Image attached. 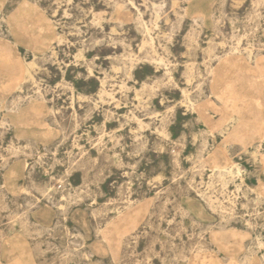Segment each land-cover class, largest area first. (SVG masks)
<instances>
[{"label": "rangeland", "instance_id": "obj_1", "mask_svg": "<svg viewBox=\"0 0 264 264\" xmlns=\"http://www.w3.org/2000/svg\"><path fill=\"white\" fill-rule=\"evenodd\" d=\"M0 55V264H264V0H0Z\"/></svg>", "mask_w": 264, "mask_h": 264}, {"label": "bare ground", "instance_id": "obj_2", "mask_svg": "<svg viewBox=\"0 0 264 264\" xmlns=\"http://www.w3.org/2000/svg\"><path fill=\"white\" fill-rule=\"evenodd\" d=\"M59 39H60V36H59ZM0 58H1V61L2 60H4V59H6L7 58V56H5V55H0ZM116 58H117V56H116ZM120 58V57H119ZM159 59V58H158ZM115 60V59H114ZM120 59H118V61H119ZM159 60H161V59H159ZM34 61V60H33ZM117 61V60H116ZM117 61V62H118ZM122 61V60H121ZM162 61V60H161ZM161 61H159V63L161 62ZM35 62V61H34ZM117 62H113V64L115 63H117ZM119 63V62H118ZM161 64V63H160ZM127 65V64H126ZM125 64H124V67L126 66ZM114 66V65H113ZM116 67V66H115ZM131 67V66H130ZM130 67H129V69H130ZM117 68V67H116ZM120 68H122V67H120ZM120 68H117L118 70L120 69ZM122 70V69H121ZM131 70V69H130ZM123 71V70H122ZM125 71V70H124ZM127 74H128V72H127ZM126 74V75H127ZM105 75H106V73H105ZM31 78V74L29 73V71H27V69L24 67V65L23 64H21V71H20V74L18 75V76H14V77H12V78H10V81L8 82V83H6V85H4V86H8V87H11V86H15L16 84H18V83H20L22 80H24V79H30ZM122 85H124V84H122ZM144 85V84H143ZM143 87V86H142ZM183 91V90H182ZM181 91V92H182ZM105 93V91L104 90H100L99 91V94L100 95H103L102 93ZM185 92V91H184ZM183 92V93H184ZM111 94V93H110ZM110 94H108V95H110ZM105 95H107V94H105ZM182 95H184V94H182ZM111 96V95H110ZM184 98V97H183ZM133 116V115H132ZM135 119H136V117H135ZM140 120V119H139ZM136 121V120H135ZM137 122L139 123L140 121H138L137 120ZM143 123V122H142ZM144 124V123H143ZM264 125V124H263ZM140 126V125H139ZM217 145V144H216ZM229 161V160H228ZM55 219V218H54Z\"/></svg>", "mask_w": 264, "mask_h": 264}]
</instances>
